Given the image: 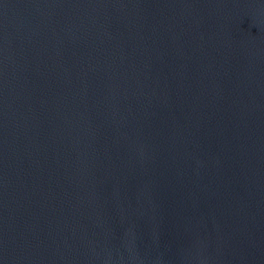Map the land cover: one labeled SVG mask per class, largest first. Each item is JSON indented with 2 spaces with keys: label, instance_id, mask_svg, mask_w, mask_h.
<instances>
[{
  "label": "water",
  "instance_id": "95a60500",
  "mask_svg": "<svg viewBox=\"0 0 264 264\" xmlns=\"http://www.w3.org/2000/svg\"><path fill=\"white\" fill-rule=\"evenodd\" d=\"M0 264H264V0H0Z\"/></svg>",
  "mask_w": 264,
  "mask_h": 264
}]
</instances>
